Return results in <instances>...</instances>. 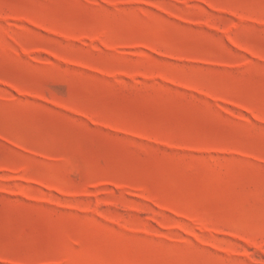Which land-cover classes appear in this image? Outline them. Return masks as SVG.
Returning <instances> with one entry per match:
<instances>
[{"label": "rangeland", "instance_id": "rangeland-1", "mask_svg": "<svg viewBox=\"0 0 264 264\" xmlns=\"http://www.w3.org/2000/svg\"><path fill=\"white\" fill-rule=\"evenodd\" d=\"M0 264H264V0H0Z\"/></svg>", "mask_w": 264, "mask_h": 264}]
</instances>
